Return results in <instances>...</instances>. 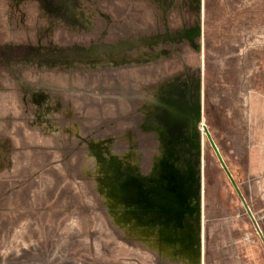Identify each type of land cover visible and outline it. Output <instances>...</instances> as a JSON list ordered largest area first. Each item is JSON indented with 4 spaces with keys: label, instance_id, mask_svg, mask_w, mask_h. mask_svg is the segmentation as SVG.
<instances>
[{
    "label": "rangeland",
    "instance_id": "1",
    "mask_svg": "<svg viewBox=\"0 0 264 264\" xmlns=\"http://www.w3.org/2000/svg\"><path fill=\"white\" fill-rule=\"evenodd\" d=\"M124 130L166 163L156 202L181 206L168 154L195 171L198 264H264V0H0V264L165 263L90 199Z\"/></svg>",
    "mask_w": 264,
    "mask_h": 264
},
{
    "label": "bare ground",
    "instance_id": "2",
    "mask_svg": "<svg viewBox=\"0 0 264 264\" xmlns=\"http://www.w3.org/2000/svg\"><path fill=\"white\" fill-rule=\"evenodd\" d=\"M251 1L253 0H241L242 3ZM147 111L149 110L145 112ZM198 128L201 134L204 135L202 120H200ZM127 132L128 130H124L116 142H113L115 139L110 141V138L101 141L106 146V148L102 147L105 148L102 149V153L106 152V154L104 158L99 159L100 163L97 164L96 169L93 171L94 176L100 180L101 186L98 190L99 197L90 199L93 201L92 204L94 206L97 204L104 209V225L102 228L107 233L109 232L122 246L138 253L153 254L163 260L164 264H198L200 258L199 222L201 214L195 171H189L187 176L179 180L191 184L189 193L192 197L186 200L185 205L183 203L179 210H172L168 207L161 209L160 206L162 204L165 206L166 203H162V201L156 202L158 197L156 192L159 186V178L165 177V170L162 165L158 166V163L153 161L155 157L151 153V148L147 151L142 149L145 144L150 147L152 144V142H149L150 139L143 141V137L139 138L137 136L135 139L138 140L139 146L134 147L136 142H133L132 135ZM103 135L105 134L103 133ZM102 137L100 136L99 138ZM67 139L69 137L64 136L62 141L67 142ZM91 154V152L84 150L81 156L73 159L74 164L70 168L72 173L77 175L84 185L88 183L87 177L82 175L78 165L82 164L81 162L85 163L87 159L91 163ZM102 166L103 168L101 169ZM177 175L178 177L180 176L179 174ZM199 181L201 182V180ZM193 182L194 188L192 186ZM177 185L179 187L174 188L170 192L172 195L178 189L180 192L186 191L181 184ZM199 185L201 186V183ZM78 186L81 187L79 184ZM99 231H101V228ZM132 258L134 259V257Z\"/></svg>",
    "mask_w": 264,
    "mask_h": 264
},
{
    "label": "flooded vegetation",
    "instance_id": "3",
    "mask_svg": "<svg viewBox=\"0 0 264 264\" xmlns=\"http://www.w3.org/2000/svg\"><path fill=\"white\" fill-rule=\"evenodd\" d=\"M197 30H198V28H197ZM197 30L195 31V33L194 34H196L197 33ZM198 34V33H197ZM153 106V105H152ZM149 107V106H148ZM154 107V106H153ZM148 109V108H147ZM156 108L154 107V110H155ZM149 111H147V112H152V110H150V108L148 109ZM193 121H195V119H192V125L194 126V123H193ZM199 124H200V120H199V122H198V126H199ZM198 126H197V128H198ZM198 130H199V128H198ZM156 135V134H155ZM167 157L168 158H170L171 159V161H170V163H169V169H167V172H169V175H168V180L169 181H173L174 182V184H181V186H183L185 189H186V191L185 192H180V190L178 189V191H179V197H178V199H179V201H180V204H181V206H182V203H185L186 202V200L189 198V197H192L191 195H190V193H189V190H190V183L188 182V184L186 183V181H179L180 179H182V178H184L185 176H187L188 175V173H189V170H187V164L183 161V159H181V158H179L178 156H175V155H172V154H168L167 155ZM167 157H166V162H167ZM158 163V166H160V165H162V167L163 166H165L164 164H166L165 163V161L163 162V160H161V161H157V158H156V161H155V163ZM160 163V164H159ZM174 163H178L179 165H180V168L179 167H174ZM163 169H165V168H163ZM165 173H166V171H165ZM177 174H179L180 176L178 177V175ZM166 175V174H165ZM161 178H163V177H160L159 178V180L161 179ZM179 181V182H178ZM176 182V183H175ZM176 184V185H177ZM192 186H193V188H194V182L192 183ZM179 187V186H178ZM163 194V193H162ZM182 201H184V202H182ZM167 203L166 202V200H162V203ZM181 206L178 208V209H175V210H179L180 208H181ZM161 207V209H164V208H166V205L165 206H163V204L160 206Z\"/></svg>",
    "mask_w": 264,
    "mask_h": 264
},
{
    "label": "water",
    "instance_id": "4",
    "mask_svg": "<svg viewBox=\"0 0 264 264\" xmlns=\"http://www.w3.org/2000/svg\"><path fill=\"white\" fill-rule=\"evenodd\" d=\"M197 123H198V118H197V117H195V124H197ZM206 135L208 136V134H207V133H206ZM208 139H209V137H208ZM209 141H210V143H211L212 147L214 148L215 152L217 153V151H216V148H215L214 144L212 143V141H211L210 139H209ZM217 155H218V153H217ZM218 158H219V160L221 161V159H220L219 155H218Z\"/></svg>",
    "mask_w": 264,
    "mask_h": 264
}]
</instances>
